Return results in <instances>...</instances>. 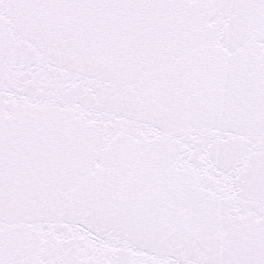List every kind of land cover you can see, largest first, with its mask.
Masks as SVG:
<instances>
[{
	"label": "snow or ice",
	"instance_id": "snow-or-ice-1",
	"mask_svg": "<svg viewBox=\"0 0 264 264\" xmlns=\"http://www.w3.org/2000/svg\"><path fill=\"white\" fill-rule=\"evenodd\" d=\"M0 264H264V0H0Z\"/></svg>",
	"mask_w": 264,
	"mask_h": 264
}]
</instances>
